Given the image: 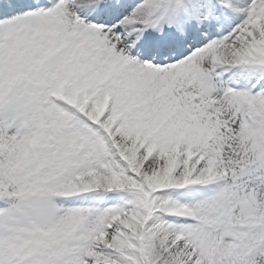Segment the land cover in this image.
I'll use <instances>...</instances> for the list:
<instances>
[{
    "label": "snow or ice",
    "instance_id": "6c2138e0",
    "mask_svg": "<svg viewBox=\"0 0 264 264\" xmlns=\"http://www.w3.org/2000/svg\"><path fill=\"white\" fill-rule=\"evenodd\" d=\"M0 264H264V0H0Z\"/></svg>",
    "mask_w": 264,
    "mask_h": 264
}]
</instances>
